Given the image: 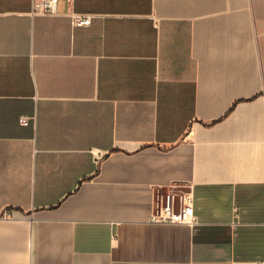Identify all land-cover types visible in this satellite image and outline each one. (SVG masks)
Instances as JSON below:
<instances>
[{"label": "crops", "instance_id": "1", "mask_svg": "<svg viewBox=\"0 0 264 264\" xmlns=\"http://www.w3.org/2000/svg\"><path fill=\"white\" fill-rule=\"evenodd\" d=\"M73 8L0 0V264L264 260V0Z\"/></svg>", "mask_w": 264, "mask_h": 264}, {"label": "built area", "instance_id": "2", "mask_svg": "<svg viewBox=\"0 0 264 264\" xmlns=\"http://www.w3.org/2000/svg\"><path fill=\"white\" fill-rule=\"evenodd\" d=\"M60 0H32V13L41 15L58 14V6ZM69 4L68 15L71 17L74 26H88L92 23L96 14L81 13L74 10L75 0H66ZM22 124H29L30 117L22 116L20 118ZM5 216L7 213L4 214ZM152 221L158 223H184L194 222L192 196L188 191L176 190L167 194L165 198H161L160 205L151 217ZM254 264H264V260H259Z\"/></svg>", "mask_w": 264, "mask_h": 264}, {"label": "water", "instance_id": "3", "mask_svg": "<svg viewBox=\"0 0 264 264\" xmlns=\"http://www.w3.org/2000/svg\"><path fill=\"white\" fill-rule=\"evenodd\" d=\"M177 190L188 191V188L187 187H177Z\"/></svg>", "mask_w": 264, "mask_h": 264}]
</instances>
